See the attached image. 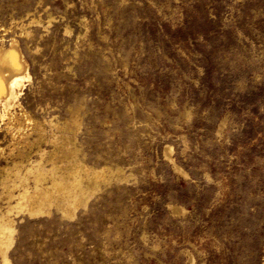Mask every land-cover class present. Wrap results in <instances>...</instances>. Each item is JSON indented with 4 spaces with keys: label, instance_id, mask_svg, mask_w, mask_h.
I'll return each mask as SVG.
<instances>
[{
    "label": "rangeland",
    "instance_id": "rangeland-1",
    "mask_svg": "<svg viewBox=\"0 0 264 264\" xmlns=\"http://www.w3.org/2000/svg\"><path fill=\"white\" fill-rule=\"evenodd\" d=\"M11 37L22 107L45 137L77 111L111 169L74 216L15 215L12 264H264V0H0Z\"/></svg>",
    "mask_w": 264,
    "mask_h": 264
},
{
    "label": "bare ground",
    "instance_id": "bare-ground-1",
    "mask_svg": "<svg viewBox=\"0 0 264 264\" xmlns=\"http://www.w3.org/2000/svg\"><path fill=\"white\" fill-rule=\"evenodd\" d=\"M26 17L27 23H15L21 34H29L26 25L39 24L36 10ZM25 82H31V74L17 38L11 37L7 44L0 39V129L9 136L7 147L0 146V161L5 162L0 164V187L6 204L0 210V264H12L8 254L17 232L15 215L36 218L55 207L74 216L76 208L93 194L98 183L107 182L111 171L103 166L90 168L77 157L74 136L81 125L77 111L45 137V123L35 120L21 105L19 97ZM28 127L34 132L35 141L47 139L51 143L47 156L39 153L32 157L23 150L32 142ZM31 179L32 186L28 183Z\"/></svg>",
    "mask_w": 264,
    "mask_h": 264
}]
</instances>
